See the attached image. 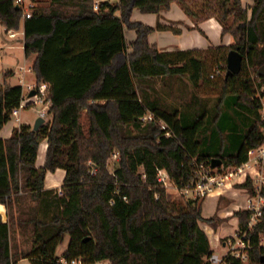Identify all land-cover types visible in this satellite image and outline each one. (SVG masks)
Here are the masks:
<instances>
[{
	"label": "trees",
	"instance_id": "1",
	"mask_svg": "<svg viewBox=\"0 0 264 264\" xmlns=\"http://www.w3.org/2000/svg\"><path fill=\"white\" fill-rule=\"evenodd\" d=\"M42 1L22 19L15 0H0V26L23 31L24 56H35L31 71L36 83L47 85L50 102V119L38 130L20 123L10 137H0V203L7 211L6 221L0 216V264H210L213 251L199 223L216 230L224 220L202 217L204 197L168 200L157 170L179 190L199 164L209 167L218 158L220 167H238L264 144V78L256 75L264 64V0H253L250 16L241 0H105L96 10L94 0ZM172 3L193 22L187 29L204 35L198 24L215 18L221 37H232L230 45L208 50L214 69H221L212 117L198 102L186 118L149 93L146 82L157 78L187 77L194 88L214 79L209 58L197 51L163 52L149 44L155 31L181 34L177 22H160ZM134 9L155 14V27L132 21ZM125 29L135 31L130 44ZM229 50L243 60L239 73L226 77ZM22 96L21 86L0 85V131ZM148 114L151 119L142 120ZM43 140L44 162L37 166ZM113 153L118 162L110 172ZM56 169L65 172L60 188L46 189L45 175ZM235 186L253 194L250 177ZM233 217L237 232L245 231L249 211L236 210ZM263 234L264 210L247 233L246 260L225 254L223 264H264Z\"/></svg>",
	"mask_w": 264,
	"mask_h": 264
},
{
	"label": "crops",
	"instance_id": "2",
	"mask_svg": "<svg viewBox=\"0 0 264 264\" xmlns=\"http://www.w3.org/2000/svg\"><path fill=\"white\" fill-rule=\"evenodd\" d=\"M100 1H105V0H94V6L98 4ZM110 1V0H108ZM112 2V1H111ZM253 0H241V4L244 8H248V16H250V10L249 7L252 5ZM96 10V9H94ZM137 9L133 10L131 20L132 21H138L141 22L142 24L149 26V27H155L157 23V18L149 15H142L138 14ZM140 12V11H139ZM161 19L160 22L163 24H168L169 22H177V23H182L185 26L192 27L194 24L193 22L184 14V12L181 10V8L176 4L172 3L170 8L165 11H161L160 13ZM177 26L181 28L182 32L180 35H175L170 31H155L151 33L148 37L149 44L156 45L158 49H160L163 52H172V51H187V50H195L199 53V56L201 58H209V52L208 50L210 48H216L220 46H228L232 43V37L229 34H225L224 36L221 37V30L222 27L219 24V22L215 18H209L201 23L198 24L199 29L204 33V36H202L197 30L195 29H187L181 25ZM3 30L5 32V29L3 27ZM20 31V30H19ZM136 38L135 31L130 32V30L125 29V39L127 44H130L133 42ZM12 39H5L4 42L1 43L0 50H21L22 57L24 58L25 61H29L32 65L35 56L32 55L30 57H25L24 56V49H23V37L17 39V44L11 41ZM130 51V50H129ZM5 59H6V64L7 66H11V59H13L14 54H7L5 53ZM31 68V67H30ZM9 73V76H12L14 72L12 71H7ZM162 79V78H161ZM3 83H6V81H1L0 80V85ZM9 84V83H7ZM10 85V84H9ZM48 101V100H47ZM263 102V107H264V99L262 100ZM50 106V102L46 105L45 112L47 113V110ZM43 105H38L35 107L36 109L42 108ZM32 110L31 108H29ZM21 113V112H20ZM39 116V115H38ZM50 116V115H49ZM20 123H27L30 124V118L28 117L27 119H23L20 117ZM13 118L5 124V126L1 129L0 131V137L3 139H6L10 137L12 134V131L14 127H16L18 124ZM46 140H43L38 149V154H37V159H36V165L37 166H42L44 162V157H45V152H46ZM41 153V156H40ZM40 156V157H39ZM65 172L63 169H56L54 173L47 172L45 175V188L46 189H59L61 182L64 178ZM244 178H236L233 179L227 183H225L223 186L214 188L210 193H208L203 201H202V208H201V215L204 218H210L207 217L204 213V202L209 199L213 200V206H214V214L217 213V215L221 218L226 217L224 213L229 212L233 213L236 210L242 209L244 210L245 208V202H246V191L244 189L235 187V184L242 183ZM225 202L223 205L222 203ZM222 206L220 209L219 207ZM224 212V213H223ZM223 213V214H222ZM213 214V215H214ZM212 215V216H213ZM0 216L3 221L7 220V211L6 208L3 204L0 203ZM211 216V217H212ZM229 222L235 223L237 230V219L236 218H230ZM204 223H199L200 228L205 232L203 229ZM219 230V228L214 231L215 233ZM206 233V232H205ZM209 239V244L211 250L215 251V248L212 246L210 236L206 234ZM228 235V234H226ZM235 235V234H234ZM234 235H228V236H234ZM221 237V235H215V240L218 242V239ZM59 256V255H58Z\"/></svg>",
	"mask_w": 264,
	"mask_h": 264
},
{
	"label": "rangeland",
	"instance_id": "3",
	"mask_svg": "<svg viewBox=\"0 0 264 264\" xmlns=\"http://www.w3.org/2000/svg\"><path fill=\"white\" fill-rule=\"evenodd\" d=\"M33 1L36 4V6H42L47 3V1H42V0H33ZM110 1L114 2L116 0H110ZM138 14L152 16V18L154 17V21H155V18H157L155 14L141 13L139 11H138ZM178 25H181L186 28V26L183 25L182 23H178ZM130 32H133V30H130ZM18 38L20 39L22 38V36L18 35L16 38L12 39L11 41L17 44ZM5 39H9V38L6 37L3 27L0 26V45L2 42L5 41ZM4 52L5 53L7 52V54L9 53L14 54L12 55L13 59H11V63H12L11 66L13 67L7 66L6 59H5L6 57H5ZM21 53H22L21 50H14V51L13 50H8V51L0 50V80L1 81L4 80L6 81V83H9L10 85L21 86L23 95H26L27 94L26 86L32 85L35 82V79H34V75L32 72H26V71L23 72L20 69L21 67H24L25 69L28 67H31V63L29 61H25ZM212 63H214V61L212 60V58L209 57L208 75L213 72V69L215 67L214 64ZM210 64L212 65L210 66ZM7 71H11V72L13 71L14 74L12 76L5 77L4 74ZM21 77L23 78V82H24L23 84L21 83V81H19V78ZM211 80H213L211 84L202 82L201 86L197 88H194L192 86L190 80L187 77L172 76V77H165L162 79L157 78V79H154V81H149L146 83L150 87H152V89L149 90V93L151 96L159 97L161 104L163 106L177 107L179 109V112L183 114L184 117L190 118V116L195 113L196 111L195 104H197L198 102L202 105V107L204 106L206 114L212 117L213 104L216 101V97L218 94V78H214ZM1 83L3 84V82ZM260 113L262 116H264L263 103H262V109L260 110ZM38 115L39 113L35 111V108L32 110L30 109L22 110L20 113L21 118L23 119H27L28 117L30 118V125L34 124V121L36 120ZM39 116H42L44 118L45 120L44 122H47L50 119V116L46 112H44L43 115H39ZM40 156H41V153H40ZM117 162H118V153L111 154L107 161L108 170L110 172H113L114 168L117 166ZM90 164L91 162H88V165ZM164 188L167 190L166 196H167V199L170 201H173L179 204L181 202L185 203L189 199H193V197L189 194L182 195L180 192H178V190L175 188L173 183L170 181L168 182L167 186H165ZM199 198H203V197H199ZM212 201L213 200L209 199V196H208V199L206 200V202H204V213L205 215H207V217H211L214 214L213 212L215 208L213 206ZM222 204L224 205L225 202H223ZM221 207L222 206H220L219 209ZM239 210H242V209H239ZM214 215H217V213H215ZM224 215L226 217L222 218L224 221L220 223L219 226L216 228V230L219 228V230L216 233L214 232L216 230L212 229V226L209 225L208 223H204L205 225L203 226V229L205 230L206 234L210 236L212 246L215 248L214 253L217 254L218 256H223L227 252V247L225 246L227 240L230 238H235V236L239 234L237 232L238 223H237V230H235L236 228L235 223L229 222V219L233 218V213L231 214L229 212H226L224 213ZM218 218H221V217H218ZM226 234L228 235L235 234V235L228 236ZM215 235H221V237L218 239V242H216L215 240ZM263 235L260 236L259 244H261L262 242L261 237ZM19 240L22 241L20 238ZM67 244H68V238L65 237L63 242L57 247L56 254L60 256L66 249ZM14 264H31V262L27 259H22V260L16 261ZM107 264H110V263H107Z\"/></svg>",
	"mask_w": 264,
	"mask_h": 264
},
{
	"label": "built area",
	"instance_id": "4",
	"mask_svg": "<svg viewBox=\"0 0 264 264\" xmlns=\"http://www.w3.org/2000/svg\"><path fill=\"white\" fill-rule=\"evenodd\" d=\"M15 4L21 8L22 19L31 16L35 9L36 4L33 0H15ZM97 9V5L94 6ZM5 35L9 39H14L18 35L23 37L22 30H7ZM1 49V47H0ZM23 72H32L31 68H20ZM221 74V69L219 67L215 68L211 73L210 78H214ZM20 75V74H19ZM19 81L23 84V78H19ZM27 94L23 95L18 106L15 107L12 112V118L20 123V112L25 109H34L38 105H43L42 108L37 109L39 115H43L46 109V105L49 100L45 98L47 92V85L43 82L36 83L32 85H27ZM35 90L33 96H29V92ZM264 117V116H263ZM151 119V114L145 115L142 120ZM93 173V172H92ZM250 177L253 185V194L246 192V202L244 210L249 211V219L247 222L246 230L237 234L235 238H230L227 240L225 246L227 247V252L225 254H230L238 259L246 260L247 253L246 250L250 248V245L246 239L247 233L250 232L254 226H256L260 220L264 210V196L262 195V190L264 189V144L256 149L249 150L248 160L238 167H218L212 169L210 166L206 167L204 164H199L196 171V176L186 184L183 188L177 189L178 192L183 194H189L193 198L204 197L210 193L214 188L223 186L225 183L236 179V178ZM243 180V181H244ZM157 181L161 186H167L170 181L167 172L163 169L157 170ZM246 239V240H245ZM261 244L264 251V235L261 237ZM236 244V245H235ZM224 256V255H223ZM213 253L207 260L210 264H223L222 257ZM63 264H107L108 261H99L94 263H85L81 259H73L71 261H66L61 259Z\"/></svg>",
	"mask_w": 264,
	"mask_h": 264
},
{
	"label": "water",
	"instance_id": "5",
	"mask_svg": "<svg viewBox=\"0 0 264 264\" xmlns=\"http://www.w3.org/2000/svg\"><path fill=\"white\" fill-rule=\"evenodd\" d=\"M15 9H19V6L16 5ZM243 56L237 50H229L226 56V77L232 76L234 74L239 73L242 65ZM256 75L260 78H264V64L260 66ZM35 94V90H31L29 92V96H33ZM44 118L42 116H38L32 125L33 131L38 130V128L44 123ZM222 165V161L218 158H212L210 160V167L212 169L218 168ZM260 262H264V255L260 258Z\"/></svg>",
	"mask_w": 264,
	"mask_h": 264
}]
</instances>
